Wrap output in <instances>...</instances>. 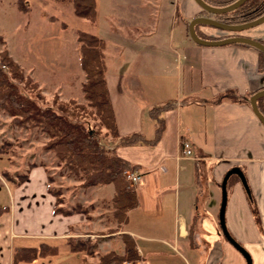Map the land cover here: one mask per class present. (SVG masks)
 Wrapping results in <instances>:
<instances>
[{
  "label": "crops",
  "instance_id": "crops-1",
  "mask_svg": "<svg viewBox=\"0 0 264 264\" xmlns=\"http://www.w3.org/2000/svg\"><path fill=\"white\" fill-rule=\"evenodd\" d=\"M137 3L143 16L137 15L134 23L131 20L132 32H120L117 20L125 15L114 7L108 15L112 20L115 17V31L96 30L103 40V75L117 135L137 131L151 137L155 121L148 108L165 101L172 104L159 113L163 129L155 143L115 144L109 136L104 142L137 164L133 170L139 177L127 182L136 204L126 210L123 222L114 221L109 202L112 185L108 182L82 187L87 195L79 186L69 204L62 198L63 207L79 202L84 213H51L53 195L46 190V176L39 163L34 162L16 185L0 174V205L7 206L0 212V264H59L57 257L63 253L73 258V264L77 257L90 264L97 259L98 242V253L122 252L119 232L132 237L138 253L135 263L244 264L243 257L218 231L216 221V185L232 165L242 170L250 199L237 178L226 184L224 223L248 251L250 264H264V127L249 102L229 98L210 102L221 91L243 95L262 87L264 74L256 70V50L236 42L207 45L192 41L186 25L188 13L199 8L193 0ZM98 16L97 1V20ZM199 29L209 35L221 33L206 25H199ZM245 34L264 40V22L248 28ZM107 53L114 54L115 66L112 58L108 67ZM141 54L142 59H153L152 65L156 56L163 55L165 65L154 67L149 75L137 73L135 78L127 73L126 61ZM136 70L141 71L140 65ZM260 101L264 106V95ZM183 140L189 144L187 154L182 152ZM15 212L18 217H13ZM109 228L115 230L102 233ZM94 231H100L102 238L93 240ZM68 236L91 238L95 254L70 251L65 241ZM20 241L30 245L42 241L58 250L30 262L13 263L11 248L22 245Z\"/></svg>",
  "mask_w": 264,
  "mask_h": 264
},
{
  "label": "trees",
  "instance_id": "trees-1",
  "mask_svg": "<svg viewBox=\"0 0 264 264\" xmlns=\"http://www.w3.org/2000/svg\"><path fill=\"white\" fill-rule=\"evenodd\" d=\"M57 2L69 3L74 15L87 18L91 21L95 19L96 0H54ZM210 6H223L233 0H202ZM17 9L27 14L29 7L24 0L15 1ZM264 12V0H243L234 8L218 12H207L198 8L195 15H209L225 23H239L250 20ZM199 25L195 23L194 32L197 36L206 39H215L234 34V31L221 30L217 35L203 33ZM78 63L84 72V79L80 83V89L85 104L91 108H86L85 104L72 103V99L66 101L51 99V102L43 101L42 95L34 89V84L21 74L19 65L4 50H0V108L10 115V121L23 127H36L43 132L47 139L42 144V148L49 150L53 157L60 161L68 172L81 178L78 185L86 187L89 185H99L110 182L112 193L109 198L111 205V216L117 223L125 220V212L128 208L136 204L135 193L127 188V180L123 171L132 170L137 164L116 154L112 147H108L101 142L102 135L108 134L115 144H132L142 142L153 144L159 138L163 129V120L159 113L172 106L170 101L152 105L148 108L149 117L155 121L152 136L144 137L140 132L132 131L124 135H117L116 126L107 94L104 80L103 62V40L94 31L77 29L76 30ZM260 40V39H259ZM264 43V40H260ZM249 45L243 42H236ZM253 47V46H252ZM255 48V47H253ZM256 50V70L264 74V52ZM264 86V81L262 87ZM238 95L232 90L221 91L215 94L211 103H216L223 98L231 100H244L248 103V95ZM261 97L255 99L258 110L264 116V106L261 104ZM70 103H72L70 105ZM92 116V121L84 116V113ZM100 126L104 130L100 131ZM10 143L3 141L0 143V153L8 151ZM28 167V166H27ZM1 176L10 181L13 185L22 181L26 173L16 174L13 178L2 169ZM235 174H230L225 185L236 179ZM47 179H50L47 176ZM46 190L53 195L51 213L69 214L73 212H85V207L75 202L70 207L65 208L61 203V196L56 188L46 185ZM7 210L6 205H0V212ZM109 228L107 231H114ZM190 226L188 234H190ZM123 244L121 253L107 250L97 257L95 264H122L123 260L138 258L132 237L127 232H119ZM67 248L70 251L83 250L87 254H92L93 241L88 238L77 239L73 237L65 238ZM58 248L54 244L38 242L35 245H14L11 249V261L30 262L37 256L55 254Z\"/></svg>",
  "mask_w": 264,
  "mask_h": 264
},
{
  "label": "rangeland",
  "instance_id": "rangeland-1",
  "mask_svg": "<svg viewBox=\"0 0 264 264\" xmlns=\"http://www.w3.org/2000/svg\"><path fill=\"white\" fill-rule=\"evenodd\" d=\"M15 1L0 0V50L4 49L19 65L21 74L34 84V89L42 95L43 101L46 102H51L53 98L59 101L72 99V103L85 104L86 102L80 89V83L84 79V72L78 63V41L75 39L77 29L90 30L95 33L96 30H102L106 33L115 31V17L112 20L110 18L111 15H108V12L112 13V10H109L111 7L120 10L125 15V17L119 16V20H117L120 32H132L134 28L131 27V20L134 23L137 15L143 16L138 8V0H96V2L98 1L99 16L98 20L95 18L94 21L74 15L68 2L24 0L29 7V12L24 14L17 9ZM104 6L107 9H104ZM193 8H196V6L193 5ZM102 10L104 17L109 19V21L107 20L108 23L105 18H103L104 20L101 18ZM195 12L196 9L193 14ZM193 14L188 13V19ZM263 22L264 19L260 21V24H263ZM137 23L135 24L136 26H138ZM206 26L214 32H221L219 28L212 25L207 24ZM252 26L240 29L237 32L246 35V30ZM119 41L121 40L119 39ZM107 55L108 67L111 66L112 58H114L113 65L115 66L114 54L107 53ZM156 57V64L152 65L154 63L153 59H142V54L134 56L130 61H126L128 62L126 64L127 73L135 78L137 73L151 74V70L154 67H163L165 65L163 55ZM137 65H140L141 71L136 70ZM85 106L87 109L91 108L87 104ZM84 116L92 121V116L89 113H84ZM103 130L104 128L100 126V131L102 132ZM107 136L109 135H102L101 142H107ZM46 139L47 136L36 127L27 128L12 123L10 115L0 108V143L3 141L10 143L8 151L0 153V171L2 169L6 170L14 180L16 174L27 173L35 165L34 162L39 163L46 176V185L56 188L61 196V202L64 201V204H69L71 197L77 195L78 183L81 178L68 172L61 162L53 157L49 150L47 151L50 153L42 148V144ZM47 176L50 179H47ZM216 188L218 193L219 186L216 185ZM71 190L73 191L71 192ZM79 190L84 195H87L83 191L85 188L81 187ZM217 201H219V198ZM80 205L83 206L82 204ZM18 215L15 212L13 217H18ZM93 233H95L91 236L93 240L102 238L99 235L100 231H94ZM102 233H108V231H103ZM84 238L77 237V239ZM88 239L92 241L91 238ZM19 243L30 245L23 241ZM94 245L95 241H93ZM98 245L95 247L97 257L103 253H98L100 251ZM93 246L92 250L94 249ZM230 246L237 252L232 245ZM92 254H95V252ZM57 259L59 264H73L74 262L73 258L66 256L64 253ZM92 260H95V256ZM135 260L123 261L127 262V264L130 261H134V264H139L135 263ZM96 262L97 259L90 264H95ZM75 264L84 263L77 257Z\"/></svg>",
  "mask_w": 264,
  "mask_h": 264
},
{
  "label": "water",
  "instance_id": "water-1",
  "mask_svg": "<svg viewBox=\"0 0 264 264\" xmlns=\"http://www.w3.org/2000/svg\"><path fill=\"white\" fill-rule=\"evenodd\" d=\"M193 1L199 6V8H202L206 10L207 12L218 13V12H223V11H227V10L234 8L235 6L240 4L243 0H233L230 3L223 5V6H210L206 4L205 2H203L202 0H193ZM263 19H264V12L250 20H246V21L239 22V23H225V22H221L207 15H194L191 18H189V20L187 21L186 29H187V34L189 38L198 44L208 45V44H222V43H229V42H243V43L249 44L264 52V43H262L259 39H256V38L244 35V34H239L237 32L240 29L255 25ZM195 23L209 24L219 29L234 31L235 33L231 35L223 36L220 38L206 39V38H202L196 35L193 29V25ZM262 95H264V86L251 92L248 95V102H249L251 111L254 113L256 118L259 120V122L264 127V116L258 110L256 106V102H255V99ZM230 174L236 175L247 198L250 199L249 189H248V186H247L242 170L236 165H232L226 168L223 174L221 175V178L219 181L220 194H219V201H218V207H217V212H216L217 228H218V231L221 233V235L225 238V240H227V242H229L243 257L244 264H250L251 259H250V255L248 251L235 238H233V236L228 232L225 226V223H224L223 212H224V205H225V198H226L225 182H226L227 177Z\"/></svg>",
  "mask_w": 264,
  "mask_h": 264
},
{
  "label": "built area",
  "instance_id": "built-area-1",
  "mask_svg": "<svg viewBox=\"0 0 264 264\" xmlns=\"http://www.w3.org/2000/svg\"><path fill=\"white\" fill-rule=\"evenodd\" d=\"M181 144H182L183 153H185V154L189 153L188 143L186 141H182ZM123 173H124L125 178L129 181H135L139 177V175L133 170H130V171L126 170V171H123ZM123 264H127V262L123 261Z\"/></svg>",
  "mask_w": 264,
  "mask_h": 264
}]
</instances>
